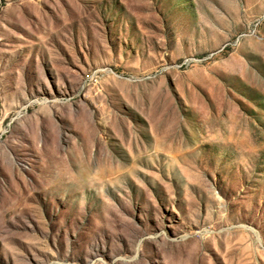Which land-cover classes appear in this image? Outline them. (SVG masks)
I'll list each match as a JSON object with an SVG mask.
<instances>
[{
    "label": "rangeland",
    "instance_id": "rangeland-1",
    "mask_svg": "<svg viewBox=\"0 0 264 264\" xmlns=\"http://www.w3.org/2000/svg\"><path fill=\"white\" fill-rule=\"evenodd\" d=\"M0 264H264V0H0Z\"/></svg>",
    "mask_w": 264,
    "mask_h": 264
}]
</instances>
